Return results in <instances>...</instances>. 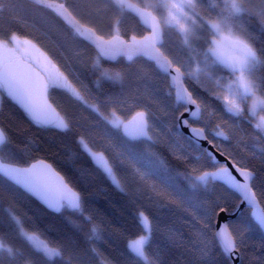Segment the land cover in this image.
Masks as SVG:
<instances>
[{
    "label": "snow or ice",
    "instance_id": "1",
    "mask_svg": "<svg viewBox=\"0 0 264 264\" xmlns=\"http://www.w3.org/2000/svg\"><path fill=\"white\" fill-rule=\"evenodd\" d=\"M0 264H264V0H0Z\"/></svg>",
    "mask_w": 264,
    "mask_h": 264
},
{
    "label": "trees",
    "instance_id": "2",
    "mask_svg": "<svg viewBox=\"0 0 264 264\" xmlns=\"http://www.w3.org/2000/svg\"><path fill=\"white\" fill-rule=\"evenodd\" d=\"M96 200L99 201L98 206L103 208H107L111 212L110 219L116 220L117 222L114 224V228L119 230L120 232H124V229L128 227V225H121L124 223L121 219L122 209L120 207L119 196L112 189H108L107 191H100L96 195ZM111 200L112 203L109 204L108 201ZM123 241L121 240V243Z\"/></svg>",
    "mask_w": 264,
    "mask_h": 264
}]
</instances>
